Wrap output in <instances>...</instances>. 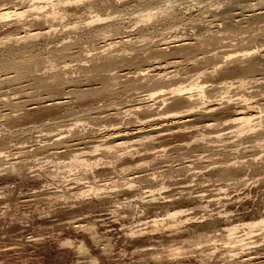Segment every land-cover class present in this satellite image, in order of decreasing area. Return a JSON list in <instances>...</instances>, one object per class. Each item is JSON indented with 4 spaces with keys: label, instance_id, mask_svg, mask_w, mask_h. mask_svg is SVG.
<instances>
[{
    "label": "rangeland",
    "instance_id": "obj_1",
    "mask_svg": "<svg viewBox=\"0 0 264 264\" xmlns=\"http://www.w3.org/2000/svg\"><path fill=\"white\" fill-rule=\"evenodd\" d=\"M32 1L0 0V4L22 9ZM118 1L111 2L113 5L101 4L92 10L85 3L73 1L65 6V12L47 21L34 13H28L23 19L13 16L0 21V62L10 55L19 60L44 58L30 77L11 82L4 80L6 70L0 68V264H258L264 259V229L258 228L248 232L241 227L236 240H243L236 243L234 251L225 246L223 237L210 256L193 242H186L184 250L176 257L163 249L166 244L177 245L185 238L198 240L210 229L209 234L219 238L220 226L242 224L264 216V142L238 137L235 127L223 123V119L216 126L193 121L185 126L183 133H168L157 136L152 142L132 143L118 159L107 154L105 145L96 152H92L96 143L82 145L79 151H87L86 157L102 158L99 166L88 170L63 168L57 174L53 172L55 163L38 159L43 154L35 155L47 139L46 143H52L57 138H72L76 132L87 139L97 136L100 140L97 143L104 142L114 128L138 125L140 117L148 114V107H152L155 117H163L162 122L166 123V112L177 107L171 106L170 100L165 105L159 97H145L143 94L147 92L143 88L127 90L123 85L128 81L121 80L112 86V91L86 100L64 94L70 98L59 105L29 109V103L36 97L60 95L45 90L33 96L29 87L36 80L34 78L51 81L60 75L69 80L68 84L94 83L102 87L101 79H86L84 75V70L93 65L90 58L101 50L95 47L118 40L115 36L119 35L125 39L134 38L129 46L137 44L139 47L161 44L177 36L195 38L198 26L214 18L211 10H224L229 0ZM249 3L259 8L264 0ZM153 10L159 12L158 17L150 22L142 21L143 15ZM96 13L102 14L106 21L95 20ZM89 18L94 21L91 23ZM260 19L251 21L250 25L237 21L224 25L215 20L216 25H221L217 28H220L222 41L214 51L235 56L252 49L255 53L248 60L264 55V17ZM108 22L115 23L114 30L118 29L97 35L94 28ZM40 27H51V33L46 38L18 39ZM233 28H237L234 35L230 34ZM65 44L70 47L66 57L70 60L68 67L61 60L50 62L46 59L51 51ZM146 60L137 58L132 68L146 65ZM212 70V64L185 59L181 66L168 68L167 71L172 72L167 74L165 85L168 86L163 89L169 92L172 86L201 82L208 96H194L199 109L215 103L222 108L229 103L244 105L247 98L255 105V111L264 110V83L253 79L264 77V63L247 79L252 81L242 87L226 85L224 75L219 71L210 74ZM8 100L22 105H9ZM139 104L142 107L136 110ZM74 153L59 154L56 161L69 162ZM13 163L23 166L21 173L12 170ZM231 163L235 165L230 166ZM229 167L233 175L225 173ZM152 174L157 175L155 182L146 180L145 176ZM88 180L106 188L100 198L94 194L84 197L75 194ZM162 183L167 187L156 189L153 194L151 190L161 187ZM153 197L156 201H151ZM181 208L187 209L189 216L197 221L180 230L161 225V229L150 234L155 228L152 221L155 217H165L167 211ZM203 218L205 221H200ZM204 223L215 226L206 229ZM131 229L138 230L141 235L130 238L127 234ZM67 238L75 243L82 240L86 250L80 252L75 245H64ZM157 251H162L163 256L155 259ZM91 257L98 258V262H92Z\"/></svg>",
    "mask_w": 264,
    "mask_h": 264
},
{
    "label": "bare ground",
    "instance_id": "obj_2",
    "mask_svg": "<svg viewBox=\"0 0 264 264\" xmlns=\"http://www.w3.org/2000/svg\"><path fill=\"white\" fill-rule=\"evenodd\" d=\"M73 1L85 3L86 6L90 10H92V9H96L101 4L104 5L109 3L108 5H113L111 2L118 0H33L31 4H27L23 6L22 9H18V8L11 9L9 7H2L5 4L1 3L0 21L11 19L13 16H15L16 18L23 19V17L28 13H32V14L34 13L39 18H43L45 21H47L56 18L58 15H61L62 11L65 12L66 10L65 6L72 3ZM250 1L252 0H229L226 1L228 3L226 8L225 9L223 8L224 10L218 11L215 8L213 11L211 10L214 18L211 20L209 19L210 21H208L209 22L208 24H206L207 23L206 22L205 24H200L198 26L199 28L197 31L198 34L196 35L195 38L193 37L190 38L189 36L181 37L175 35L177 36L176 38L165 41L164 43L157 45L156 44L148 45L145 47L141 45V47H139L136 46L137 44L133 46H129L131 45L130 43L133 42L132 40L134 38H132V40L129 39L130 37H128V39H125L126 37L124 38L119 35V37L115 36V38H119L118 40L111 42L109 41L108 43L105 44L103 43L104 45L101 46H97V47L94 46L96 49L98 50L101 49V50L97 51V53H95V55H93L92 58H90L93 61V65L90 68L84 70L85 71L84 75L86 79H91V80L101 79L103 81L102 87H99L100 85L95 86L93 85L94 83L77 84V85L68 84L69 80L67 81V78L62 77L60 75H57L51 81L42 78H34L36 80L33 83H30V87H29L32 88L31 90H33L32 92L33 96H39L45 90H47L52 95H54L55 93H58L60 95L56 97V96H48L47 94L46 97H40V96L36 97L34 101L29 103L30 104L29 109H35L40 105L43 106H51L56 104L59 105L63 102L65 98L67 97L70 98V96H65L64 94H70L76 100H86L89 97L92 96L94 97L95 95H99L101 93L103 94V92L105 91H110V90L112 91L113 90L112 86L121 80L128 81L126 85L125 84L123 85L127 90L132 91L139 88H143V90L145 89L144 91L147 92L146 94H143L145 97L146 96L149 98L159 97L162 104L165 105H167L168 100H170V105L177 107L176 110H170L169 112H166L167 114L165 118H167L166 121H168L166 123L162 122L164 121L162 119L163 117H155L156 114H152V107H148L146 110L147 112L149 111L148 114L144 115L143 117H140L138 125L131 128H125V127L114 128L112 131L108 132V135L104 139V142L97 143L100 142V140L97 139L96 135H95L96 137H89L90 139H87V137H84L81 132H76L75 136H73L72 138H65V139L57 138L52 143H46L48 140L47 139L45 144L41 145L42 147L38 148V151L35 152V155L43 154L44 156L39 157L38 159H44L43 161H46L47 163H53V164L55 163V168L53 172L57 174L60 173L63 168H67V169L69 168L70 171L80 168H84L85 170H88L99 166L102 158L99 157L95 160H91V158L86 157L85 153L88 154L87 151H79L81 150V148H83L80 147L82 145L96 143L95 148L92 150V152L98 151L99 149H101L100 147L102 145H105L104 150L107 152V154H111L113 155V157L118 159L123 157V153H125V151L124 152L122 151L132 143L144 142V140H147L148 142H152L157 138V136L159 137V135L161 136L168 133L169 134L183 133L185 132V126L187 124L192 123L193 121H204L206 123V126H216L217 122L220 119H223L224 121L223 123L225 124L228 123L232 124V126L235 127V132L238 137L253 138L257 143L264 142V114H263L264 110L263 108H260L259 111H255V107H254L255 105L250 104L247 98L245 99L244 105L229 103L224 108H222L218 106L217 103H215L205 106L204 109H199L197 108V105H195L194 96L195 95L197 96L199 95L200 97L208 96L207 95L208 91L206 90V86L204 83L194 82L187 85H176L174 87L172 86L169 92L163 89V87L168 86L165 85L166 84L165 78L167 74L172 72V71H167L168 68L171 66L173 67L181 66L184 63L185 59L186 61L195 60L201 64L204 63L212 64L213 70L210 71V74L214 73L215 71L221 72V74L224 75V79H225L224 81L226 85L229 84L230 86H233L235 84H238L237 86L242 87L245 84L252 81L247 79L264 63V55L260 54L254 59L248 60L247 58H249L255 53V51H252V49H247L246 51H243L242 54L235 56L232 53H227V52L220 53L214 51L216 49V46L220 44L222 41L221 34H219L220 28H217L221 25H219L220 23L216 25L215 23L216 21L224 23V25L228 21H237L238 23L241 24L246 23L247 25H250L251 21L264 17V5L262 4L261 7L255 8L254 4L249 3ZM242 2H247V3L243 4ZM167 7H169L170 9V6H166V8ZM158 14L159 12H155L154 10L149 11L143 15L142 21L150 22L152 20H155V18L158 17ZM172 15L173 14H171L170 16ZM94 16H96L95 20L100 22L101 21L103 22L104 20L106 21L107 19L103 17L102 14L100 13H96ZM94 16H92L91 18H93ZM93 21L94 20L92 19L91 23ZM114 26H116L115 23L109 24L108 22L106 25H102V26L99 25L95 27L94 31L96 33L98 32L97 35L100 34L102 35L106 32L109 33L117 30L118 27L117 29L114 30ZM49 28L40 27L32 31L29 30V32H27L24 36L19 37L18 39L23 38L25 40H28L40 36H44V37L48 36L51 33V30ZM94 31L92 30V32ZM236 32H237V28H233L232 30H230V34L234 35ZM148 38L150 39L151 37ZM66 45L67 44H65V47L63 48L61 47V49L58 48L53 52L51 51V53L46 57V59L50 60V62L53 60H58V61L61 60L62 63H64V65L67 66L70 61V60L67 61L66 59V57H68L69 55L67 49H69L70 47ZM208 53L210 54L207 55ZM139 57H143L147 59L146 65L132 68V64L135 63L137 61V58ZM4 59L5 60L2 59L0 62V68L4 69V71L6 70L4 80L9 82L13 80H19L24 77H30L31 73L35 70L38 64L44 61V58L41 57H37V58L24 57L23 59L19 60L11 55ZM152 59H160V60L154 62V60ZM231 62H235V63L233 65H230ZM228 78H231V80L228 81ZM253 79L255 80L254 82L264 83L263 80L264 77H253ZM18 89L19 88H15V90ZM8 104L12 106L22 105L20 103H14L10 100H8ZM141 107L142 106L139 104V107L136 108V110H140ZM143 111L145 113V110ZM185 115H187V117H185ZM188 115H190L191 117H188ZM42 119L44 120V118ZM141 132H144V135H142L143 133ZM136 136L139 137L137 138ZM203 139H206V137H203ZM149 149L150 147H146V150ZM66 151L75 152L74 154L71 155L70 161L69 162L56 161L57 160L56 156ZM1 154L2 151L0 152V156ZM51 157L52 159H50ZM231 164L232 165L230 166L235 165V163H231ZM11 167L12 170L17 173H21L23 170V166L21 164L13 163ZM127 167L130 168V166ZM225 173L227 175H233L231 167H229V169H227ZM152 175L153 176H145L147 177L146 180L150 182H155V180H157V175L155 174ZM161 185L162 186L159 188H155V189L153 188L151 192H153L154 194L156 189L162 190L165 187H167L165 183H162ZM80 189L81 190L79 192H75V194L81 195L83 197L88 196L90 194H94L95 196L100 198L101 194L105 191L106 188L100 185L91 184V181L88 180L85 182V185ZM151 201H156V197H153ZM187 211H188L187 209H183V208L169 210L165 214V217L162 218L155 217L152 220L153 226L155 228L153 229L152 232H150V234L153 235L155 233L154 231L161 229L162 228L161 225L162 226L166 225L170 229L180 230L182 226L191 222H196L197 220L195 219V217L189 216V213ZM200 221H205V220L203 218V220ZM209 225L210 223L203 224V226L206 229L215 226V225H210V226ZM241 227H243V229L246 228L248 232L255 230V228L264 229V216H261V218L258 220L247 221L242 224H232V225L230 224V225L220 226V228L218 229L219 231H222V233L221 232L219 233L221 235V237L219 238H217L216 234L213 233L209 234V232L212 231L210 229L207 230L205 234H202L203 237L198 240L197 239L191 240L192 238L190 237L185 238L181 240L179 243H177V245L168 246L166 244L163 247V249L166 248L167 251L170 252V254L176 257L184 250L185 248L184 244L186 242H193L195 243V245H197L198 248L201 249L202 252L208 251L207 254L210 256L216 251L218 245L220 244V241H222L223 238H225V243H226L225 246H229L230 250L234 251L233 247L238 246L236 243L242 242L241 240H243V239L236 240V238H238L236 234ZM138 232L139 231L136 229H131L127 235L130 238H136L141 235V234L139 235ZM144 232L145 231H143L142 234ZM92 234L96 237L95 232H92ZM63 244L72 245V246L75 245L80 252L86 250V244L82 240L79 241L78 243H75L72 239L67 238L63 241ZM162 256H163L162 251H157L156 256L154 257L156 259V258H161ZM91 261L96 263L98 262V258L91 257ZM258 264H264V259L262 261H259Z\"/></svg>",
    "mask_w": 264,
    "mask_h": 264
}]
</instances>
